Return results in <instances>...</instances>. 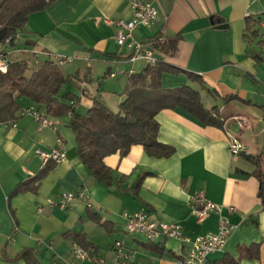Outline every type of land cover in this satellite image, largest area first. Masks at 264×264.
<instances>
[{
    "label": "crops",
    "instance_id": "crops-1",
    "mask_svg": "<svg viewBox=\"0 0 264 264\" xmlns=\"http://www.w3.org/2000/svg\"><path fill=\"white\" fill-rule=\"evenodd\" d=\"M130 1L56 0L44 11L31 14L14 44L4 46L3 51L9 62L26 61L29 71L45 61L54 62V54L70 56L71 61L56 65L72 78L74 87L63 85L58 101L83 115L97 98L116 112L128 76L147 66L144 60H129V50L116 44V26L106 22L130 19ZM146 1L155 5L158 15L150 26L136 28L133 37L149 42L159 34H178L175 54L157 56L203 77L206 88L201 91L206 92V101H202L208 109L218 108L223 127L205 125L181 109L161 110L156 115L158 140L172 146L173 154L152 157L141 145H133L123 157L108 155L104 162L117 181L106 186L80 161L67 126L69 116L48 115L56 121L54 129L19 112L15 126L0 122V264H27L2 257L3 251L11 258L24 248H32L40 264H111L115 240L124 243L127 264H177L189 244L176 238L148 241L127 234L123 213L147 211L154 220L180 224L190 238L214 233L218 214L208 212L198 221L189 204L199 189L234 226L224 247L211 253L205 264H224L227 258L237 264H264V203L259 195L264 181V47L254 46L257 39L248 43L243 35L248 15L259 17L260 34L264 33V0ZM220 24L228 27L219 29ZM33 50L42 53L36 57ZM166 79L169 85L165 86H175L185 76L165 75L164 84ZM68 92L76 96L74 102L65 98ZM8 98L5 89H0V105ZM18 101L21 109L34 105L24 97ZM235 116L246 118L249 126L238 131ZM226 130L239 134L245 153L230 154ZM57 140L62 142L67 162L55 163L35 191L9 197L18 183L44 167L39 150H49ZM245 155L259 157L261 179ZM83 189L92 204L88 208L80 200L65 210L46 206L47 200L64 192ZM39 205H43L41 211ZM96 219L107 222L111 230L106 231ZM68 232L82 235L99 262L74 259V239ZM240 246L257 256L242 254Z\"/></svg>",
    "mask_w": 264,
    "mask_h": 264
},
{
    "label": "trees",
    "instance_id": "trees-1",
    "mask_svg": "<svg viewBox=\"0 0 264 264\" xmlns=\"http://www.w3.org/2000/svg\"><path fill=\"white\" fill-rule=\"evenodd\" d=\"M56 0H0V29L6 27L4 38H10V45L14 44L17 34L23 29L31 14L44 11ZM259 17L248 15L245 17L244 37L248 43L258 39L260 46L264 45V33L259 30ZM262 38L260 39V37ZM179 35L159 34L151 38L152 49L163 58L171 57L177 51ZM165 75H184L185 81L175 86H165ZM73 82L70 76H65L53 61H45L41 67L29 71L26 61L9 62L7 72H0V89H5L8 99L0 105V122L8 123L15 120L21 110L19 98L30 99L33 104L47 115L55 118L68 117L67 126L77 144V155L93 178L110 186L117 181L104 162L108 155L118 153L125 156L133 145H141L145 153L152 157H169L174 148L158 140L159 123L156 115L164 109H181L188 115L205 125L223 127L216 106L206 108L200 91L206 88L203 77L184 70L159 58L153 65H147L141 71L131 73L122 91L124 99L116 112L110 110L103 102L93 98L92 106L81 115L72 106L58 101L57 96L61 87ZM65 98L74 102L76 96L66 93ZM232 99V97H231ZM253 162L259 179L262 178L260 159L257 156L245 155ZM54 162H48L34 176L18 183L9 197L21 191H35L40 181L52 169ZM264 181L261 179L259 195L262 196ZM91 216H94L93 214ZM96 221L106 231H110L109 224L100 219ZM72 235L74 242L83 248H88L82 235ZM239 251L252 258L257 256L251 249L244 246ZM3 259L16 262L23 260L27 264H40L32 248H24L9 258L2 252ZM224 264H237L227 258Z\"/></svg>",
    "mask_w": 264,
    "mask_h": 264
},
{
    "label": "built area",
    "instance_id": "built-area-1",
    "mask_svg": "<svg viewBox=\"0 0 264 264\" xmlns=\"http://www.w3.org/2000/svg\"><path fill=\"white\" fill-rule=\"evenodd\" d=\"M132 16L130 19H118L115 21L106 20L108 24L116 26L115 41L119 47H126L130 54L129 60H144L146 65H153L157 62L158 54L152 49L149 42L138 41L133 37V32L138 27H148L156 19L158 10L152 2L146 0H131L130 1ZM10 45V38L0 42V72L6 73L9 61L3 51L4 46ZM33 55L38 56L41 50H33ZM55 64H64L72 60L70 56L54 54ZM111 73V76H114ZM21 115H30L34 121L42 126L55 128L56 121L49 117L43 110L35 105L24 107L19 111ZM233 121L238 129L244 130L249 126L246 118L242 116L233 117ZM15 126L14 120L11 121ZM10 122V123H11ZM229 152L233 156H238L245 153V146L240 141L238 133H233L226 130ZM262 140V156L264 157V123L261 129ZM39 156L43 165L48 162L60 163L67 162L66 153L62 142L57 140L56 146L49 150H39ZM262 201L264 203V187L262 189ZM74 200H80L85 207H90L91 201L85 190L77 192H64L57 198L47 200L46 206L51 208L67 209ZM189 204L193 214L198 221L205 218L206 214L215 211L218 214L217 231L214 233H205L202 235L190 238L183 234L180 224L175 222H162L154 220L151 214L147 211L124 212L123 218L125 221L124 228L127 234H138L143 236L148 241H156L160 238H176L182 243L189 244L190 248L187 253L177 261V264H205L208 256L218 250H221L234 226L230 223L226 216L221 215V207L207 199L204 191L199 189L195 191L189 198ZM43 205L38 206L41 211ZM230 211L233 208H229ZM113 261L111 264H127L129 255L125 251V245L121 240H115L112 244ZM71 252L74 259L82 262H99L95 254L86 248L81 247L76 242L71 246Z\"/></svg>",
    "mask_w": 264,
    "mask_h": 264
},
{
    "label": "rangeland",
    "instance_id": "rangeland-1",
    "mask_svg": "<svg viewBox=\"0 0 264 264\" xmlns=\"http://www.w3.org/2000/svg\"><path fill=\"white\" fill-rule=\"evenodd\" d=\"M262 17H263V20H264V14H262ZM255 45H258L259 47H264V45H262V46H260L259 44H258V39L256 40V41H254V46ZM178 83H180V82H178ZM64 85H70V86H72V87H74L72 84H70V83H66V84H64ZM165 85H169V82L167 81V79H166V81H165ZM174 85H176V84H174ZM200 91V93H201V97H202V100L205 102L206 101V92L205 91H201V90H199Z\"/></svg>",
    "mask_w": 264,
    "mask_h": 264
},
{
    "label": "water",
    "instance_id": "water-1",
    "mask_svg": "<svg viewBox=\"0 0 264 264\" xmlns=\"http://www.w3.org/2000/svg\"><path fill=\"white\" fill-rule=\"evenodd\" d=\"M228 25L227 24H220L217 26V28L219 29H224V28H227ZM5 33H6V27H3L0 29V41L4 38L5 36Z\"/></svg>",
    "mask_w": 264,
    "mask_h": 264
}]
</instances>
